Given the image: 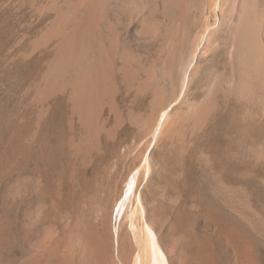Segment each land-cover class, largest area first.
<instances>
[{
    "label": "bare ground",
    "instance_id": "bare-ground-1",
    "mask_svg": "<svg viewBox=\"0 0 264 264\" xmlns=\"http://www.w3.org/2000/svg\"><path fill=\"white\" fill-rule=\"evenodd\" d=\"M17 3L28 8L26 18L42 19L33 26L35 34L20 38L22 52L51 56L43 62L31 95L37 106L32 137L39 143L35 153L40 166L34 163L36 189L25 214L31 225L24 237L33 253L19 263L10 257L16 233L1 213L0 264H217L211 243L189 229L175 231L171 225L161 243L166 207L155 197L148 209L144 187L155 172L159 150L163 168L176 167L165 170L158 194L175 204L181 197L175 190L182 183L184 160L196 153L214 193L229 209L254 221L256 216L245 209V194L217 173L205 148H198L221 120L232 146L246 156L264 157V138L247 140L264 133V0ZM57 98L68 108L69 132L57 133L58 143L52 145L39 129ZM126 121L139 139L120 156L131 155L129 165L122 174L113 164L86 174L83 194L77 196L84 175L78 168L101 151L103 136L114 140ZM234 129L239 134L232 137ZM66 152L84 165L72 162L57 181L53 173ZM29 180L15 177L12 193L24 191ZM214 221L225 236L232 264H257L258 252L245 232L231 221ZM257 222L264 226L263 220Z\"/></svg>",
    "mask_w": 264,
    "mask_h": 264
},
{
    "label": "rangeland",
    "instance_id": "rangeland-1",
    "mask_svg": "<svg viewBox=\"0 0 264 264\" xmlns=\"http://www.w3.org/2000/svg\"><path fill=\"white\" fill-rule=\"evenodd\" d=\"M27 12L28 8L20 6L17 0H0V214L4 213L7 215L10 228L12 232L14 231V234L16 233L17 241L12 247L9 255L17 263L22 262L33 253V249L29 246L30 244L24 237V230L27 225H31L29 220L26 221L27 218L25 214L33 205L34 199L32 201V196L34 197L36 189L33 177L37 170L34 168V163H36V165L38 163L37 166H40V162L36 159L38 158L37 153H35L38 151L39 143L32 137L33 131L36 128L37 106L31 95H33L34 83L40 78L42 71H44L42 70L45 67L43 62L47 61L48 57L51 56V52H22L24 47L22 44L20 45V38H23L25 36L24 34L29 35V33H32L30 35H33V32L35 34L36 28L34 27L41 23L40 21L42 20L38 17L26 18ZM26 19H28V21ZM28 26H31L30 28L32 30ZM23 53L25 55H23ZM123 96L119 99L122 104L127 105L128 101L124 98L125 96ZM49 107V114L46 117L47 120L45 119V121L42 122L39 134L44 139L51 142L52 145H55L58 143V138L55 137L58 136L57 133L63 136L65 132H69V112L62 98H59L57 102H51ZM220 121L221 120L216 122L215 128L209 135H206V139L204 137L202 139L203 141L201 140L199 142L202 144H199L201 148L199 147L198 149L201 151L205 148L202 151L207 152L211 156V163L213 164V168L215 167L214 169L217 173L221 175L225 181H230L232 185L245 194L247 197V205L244 203L246 206L245 209L247 208L250 213L252 212L251 214H253V216H256L254 221L242 217L238 211L229 209L214 193V190L209 187L201 173L198 155L196 153L187 157V159H185L186 161L184 160L182 168V171H184L181 177V182L183 184L180 183L175 190L181 197L178 202L171 205L158 194L160 189L159 182L163 179V175L167 168L174 169L176 166L170 164L171 168L168 165H166L168 167L163 168L161 158L159 157L161 152L157 150L158 152L155 154L157 157H155L157 160L155 172L152 173L151 180L147 183V187H144V200L148 209L150 208L151 201L155 200V197L156 201L166 207L165 211L168 214V221L164 224L165 228L163 229H165V231H163V234L161 233L162 235L160 234V240L163 245L166 242L165 240L169 237L168 233L171 225L173 228L175 227V231L182 228L189 229L192 232L203 235L209 243H211L210 248L217 264H232L233 259L230 251L226 247V241H224L225 236L218 228V225H216L217 222L214 221L215 218H218L220 220L231 221L238 229L240 228L243 233L245 232L244 234L252 240L251 242L258 252L257 264H264V226L262 227L257 222L258 220H263L264 222V157H259L260 155L258 154L246 156L239 152L237 146H232L231 144H233V142L229 141L227 138L225 123ZM235 129L237 130L236 127ZM235 129L230 132L232 137L233 134H239L237 133L238 130L236 131ZM240 129L239 131L242 130ZM76 130L75 128L74 131L77 132ZM246 134L248 137V133ZM251 137H248L247 140H251L250 142L255 140L258 141L264 138V133H255L251 135ZM136 138L135 127L126 121L119 129L117 137L114 140L104 136L102 137V149L99 153L96 152L97 154L94 153L92 155V158L88 161L89 163L92 161L91 164L88 165L87 162L85 166L81 167L80 165L84 164H79V162L74 161V156L66 152V154L71 157L66 154L64 156L67 157H60L53 173L54 179L57 177L62 178L63 175L61 174L66 172L73 165L72 162H77V167L80 166V169L78 168V174L79 172L80 176L84 174L81 176L83 179H81L79 175V178L77 177L81 179V182L79 181L80 184L77 183L80 187L79 185H76V188L74 187L76 193L77 186L79 187V194L77 196H80L83 194L80 188L85 183L84 179L86 181L87 175L91 176L94 170L100 169L105 165L111 166L113 164V167L116 169L119 168V174L125 171L130 163L131 155L122 158L123 156L121 154L128 149L129 145H133L134 142L139 141V139ZM148 138L147 136L141 139L142 141L138 142L137 145L141 146V143ZM32 141H34V143ZM233 147H235L237 151ZM34 149L36 151H34ZM135 151L136 150H134L133 153ZM225 152L226 154L227 152L231 153L225 156ZM32 156L34 158H32ZM119 157L120 159L117 161ZM66 167H68V169ZM61 169H63V172L59 174ZM15 177L23 179L25 177L30 178L29 184L27 183L23 189L25 192L22 191L17 195L13 194L11 189L13 186L12 180ZM60 178L56 180L59 181ZM122 185L123 184H120V187ZM28 203L31 205H28ZM207 209L212 211L211 216L205 214L208 212ZM206 216L208 217L206 218ZM28 222L30 224H28ZM26 244L27 248L25 246ZM108 245V248L112 252L111 237L107 243V246ZM173 261L171 259V262Z\"/></svg>",
    "mask_w": 264,
    "mask_h": 264
}]
</instances>
